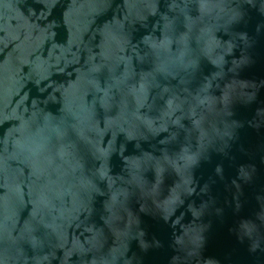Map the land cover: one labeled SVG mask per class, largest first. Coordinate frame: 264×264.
Returning a JSON list of instances; mask_svg holds the SVG:
<instances>
[{
	"label": "water",
	"instance_id": "obj_1",
	"mask_svg": "<svg viewBox=\"0 0 264 264\" xmlns=\"http://www.w3.org/2000/svg\"><path fill=\"white\" fill-rule=\"evenodd\" d=\"M0 264H264V0H0Z\"/></svg>",
	"mask_w": 264,
	"mask_h": 264
}]
</instances>
